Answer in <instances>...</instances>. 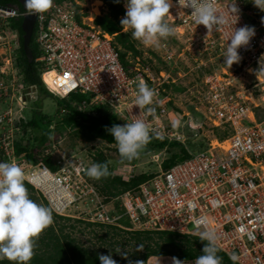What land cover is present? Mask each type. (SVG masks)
Returning <instances> with one entry per match:
<instances>
[{
    "label": "built area",
    "instance_id": "1",
    "mask_svg": "<svg viewBox=\"0 0 264 264\" xmlns=\"http://www.w3.org/2000/svg\"><path fill=\"white\" fill-rule=\"evenodd\" d=\"M171 3L166 21L175 31L173 37H186L185 48L200 53L205 59L203 64L215 59L213 63L219 62L218 68L203 74L195 109L208 124L228 128L223 138L209 139L204 149L192 152L169 169H162L159 163L152 177L105 202L85 174L83 169L90 162L82 156H59L53 160L56 168L52 170L40 158L32 161L22 153L16 154V124L8 106L0 109V162L19 163L25 171V181L59 216L76 219L79 216L71 212L83 203L87 211L80 219L84 224L91 222L93 227L116 225L128 230H170L196 236L205 228H213L219 237V249L229 256L235 253L236 262L264 264V71L260 68L264 65L263 17L251 13L255 35L247 46L238 49L240 61L228 68L222 56L230 43L228 38L234 28L248 25L245 15L250 10L243 2L236 0L239 14L235 22L236 17L226 7L229 0H215L227 23L209 33L203 25L194 23L190 8L180 6L178 0ZM106 10L104 0H53L48 11L35 14L33 32L39 54L34 60L40 66L42 81L58 97L85 95L89 100L77 101L79 109L88 102L108 106L119 117V124L124 125L144 117L143 111L132 107L138 80L143 79L158 93L154 98L156 115H149L146 121L152 126V134L176 137L175 130L166 128L164 122L167 103L172 99L165 85L175 79L165 69L151 72L148 66H140L139 60L126 66L120 58L115 33L95 22ZM25 15L26 10L0 7V49L5 48L0 52L3 102L17 98L18 71L12 52L18 46V32L9 19ZM175 53L166 47L164 61H174ZM49 73L53 75L52 84L44 79ZM183 113L189 116L188 111ZM188 122L195 123L191 119ZM45 152H50L49 148ZM112 201H119L118 209H112ZM123 215L129 227L118 222Z\"/></svg>",
    "mask_w": 264,
    "mask_h": 264
},
{
    "label": "trees",
    "instance_id": "2",
    "mask_svg": "<svg viewBox=\"0 0 264 264\" xmlns=\"http://www.w3.org/2000/svg\"><path fill=\"white\" fill-rule=\"evenodd\" d=\"M107 10L104 14L97 16L95 22L104 30L115 33V40L120 45V58L122 62L127 66L129 62L125 59V51L130 49L133 52V55H138V50L135 48L132 39L130 38L128 32L121 31L122 25L120 23L121 17L125 15L126 8L123 4V0L119 2H114V0H104ZM245 6V5H244ZM246 7V6H245ZM251 7V6H250ZM247 8V7H246ZM256 15H259V13ZM261 16L264 18V15L261 12ZM21 20L22 17L11 18L9 19V24L16 29L18 32V46L13 49L12 55L14 58V66L18 71L20 79L24 85H33L36 86L41 93L51 95L56 97L59 102H57V107L59 113L62 112L63 118H61V123L63 125H77V132L85 139L86 143L99 139L104 142L107 148H112L115 151V154L119 156V162L121 163H133L137 158L128 161L122 160L116 146V142L109 134L108 129H110L114 124H119V117L105 105H95L88 102L87 105L79 109L78 102L80 99L85 98L89 100L86 96L81 94L71 93L64 97H57L52 92H50L45 83L41 78V69L40 66L35 62L34 58L38 56L39 49L34 40V32L29 43V47L33 54V60L29 61L25 55V52L22 47V29H21ZM134 57V56H133ZM208 68L206 72L210 71ZM166 87L169 84L165 85ZM177 87V86H176ZM175 87V88H176ZM179 89V88H177ZM255 95H258V92H255ZM0 98V107L7 108L8 103L1 102ZM8 102V101H4ZM178 107H174V110ZM257 116L260 115L257 113ZM184 117H186L184 115ZM164 122L166 128L172 129L171 121L165 117ZM184 123V122H182ZM16 130H15V152L16 154H24L27 160H36L38 157L52 170L56 168V165L53 159L50 156V152L46 153L45 148L51 147L53 142V133L55 127H51V117H48L41 112H37L36 109H31V114L25 120L15 118ZM120 125V124H119ZM189 126V122L187 121ZM21 129V130H20ZM27 129L33 130L34 132L39 131V134L29 135L27 134ZM196 132L199 129H195ZM152 138L150 142L143 148L142 151H151V154L159 153L162 150L166 151V156L161 159V166L163 169H168L174 164L181 162L188 157L191 153L194 152L200 146L197 145V142H194L193 139H188V144L194 149L191 150L186 146V142H181L179 137L168 138L165 136H156L151 134ZM180 136V135H178ZM224 136V135H223ZM220 135V138H223ZM30 138V139H29ZM204 146H201L203 148ZM105 163L108 164L109 175L107 177L99 179L102 184L98 186L99 192L104 193V201L108 202L118 195L131 188H135L153 176L151 173L142 172L139 174H134L128 179H123L120 175L112 174L111 172V159L108 154L103 149H97L95 152L90 153V163ZM25 186L29 191H33V187L25 181ZM29 198L33 200L34 196ZM43 198V197H42ZM44 199V198H43ZM44 203L47 207L48 204L44 199ZM119 201L117 202V205ZM119 207V206H118ZM120 212H123V208L119 209ZM53 217H58L61 219H70L68 217L59 216L56 213H52ZM78 221V220H75ZM118 222L121 225L126 227L130 226V222L126 215H123ZM87 225H92L91 222L86 223ZM99 227H105L106 233L110 234V231H116L117 233H130V238H134L139 245H142V252L136 254L134 253V261H141L143 264H146V259L151 256H171L176 257L180 260H193L196 257L200 256L201 250L204 246L198 236L195 235H186L181 234L176 231L170 230H124L119 228L116 225H102L98 224ZM54 227V226H53ZM58 228L63 229V226ZM110 230V231H109ZM131 231V232H130ZM70 234H59L54 228H49L47 233L35 239L34 246V255L28 264H100L98 259L99 254L107 255L110 252H101L99 250H91L87 247L81 246L75 239L69 236ZM39 239V240H37ZM46 239V240H45ZM38 242H42L45 245V251L49 250L50 252L46 255L41 254L40 246L37 245ZM47 247H50L49 249ZM140 248V246H139ZM45 253V252H44ZM223 258V264H233V261L230 260L229 255L224 251L220 250L217 253ZM111 256L114 260L117 261V264H127L126 259L118 256L111 252ZM0 264H14V262L7 259H0ZM235 264H239L235 262Z\"/></svg>",
    "mask_w": 264,
    "mask_h": 264
},
{
    "label": "clouds",
    "instance_id": "3",
    "mask_svg": "<svg viewBox=\"0 0 264 264\" xmlns=\"http://www.w3.org/2000/svg\"><path fill=\"white\" fill-rule=\"evenodd\" d=\"M114 2L118 3L119 0ZM252 2L254 6L264 11V0H252ZM178 3L184 8H190L194 23L203 25L208 33L227 23V17L218 10L215 0H178ZM52 5L53 0H24L28 15L42 14ZM171 7V0H126L125 15L120 23L125 32L131 30L133 39L147 46L158 47L162 38L167 39L175 35L173 27L166 21ZM226 7L229 13L236 17V22L239 14L236 0H229ZM254 35L255 29L252 26L244 25L233 29L228 38L230 43L222 54L228 68L240 61L238 49L247 46ZM260 68L264 71V65ZM157 95L155 89L150 88L143 79H139L132 107L136 106L139 111H143L144 117L126 122L124 125L114 124L108 129L116 142L122 160L131 161L138 158L140 152L150 142L153 129L146 121L149 115H156L154 98ZM171 125L174 129L180 127V118L173 119ZM83 170L88 177L96 180L109 175L107 162H94ZM52 213V208L38 204L29 198L28 189L25 186V171L19 163L0 162V259H7L15 264H28L34 255L35 239L53 222ZM197 235L202 242L206 243L201 250L202 254L196 257L192 264H223V258L217 254L220 249L217 244L219 237L216 230L205 228ZM140 248L143 246L140 245ZM115 251L128 260V264H143L139 260L128 259V253L121 251L120 248ZM229 258L233 264L238 259L235 253L230 254ZM98 259L100 264H117L111 252L107 255L99 254ZM171 259L172 264H185V261L176 257Z\"/></svg>",
    "mask_w": 264,
    "mask_h": 264
},
{
    "label": "rangeland",
    "instance_id": "4",
    "mask_svg": "<svg viewBox=\"0 0 264 264\" xmlns=\"http://www.w3.org/2000/svg\"><path fill=\"white\" fill-rule=\"evenodd\" d=\"M90 1L92 0H83L84 3H89ZM241 1L247 7H245V9L250 10L248 16L245 15L247 24L249 26H253L251 13L255 12V14L259 13V15H261L262 12V14L264 15V11H261L259 8L254 6L252 0ZM123 4L125 6L126 0H123ZM120 17L122 19L124 16ZM128 34L132 39L135 48L139 52L138 55H133V52L130 49H127L125 51V59L127 60V62H129L130 66H132L137 60H139V65L148 66L151 72L157 73L160 69H165L169 72L170 77L175 79V82L171 83V85L168 86V89H166V92H169V95L172 97V99L167 103L168 113L166 117L171 118V121L176 118H180L181 120L180 127L175 129L173 128V130H175L177 134L174 136L179 137L181 142H186L185 145L194 151V149L188 144V139H193V141L197 142V145L200 146L195 150L197 151L203 149L207 145L209 139L218 138L220 135L223 136L224 134H226L228 128H222L218 125L214 126L208 124L207 120L204 118L201 112L195 109V105H197L196 103L198 102V91L201 90L202 87L203 74L206 72V70H208V68H218L219 62L213 63V61H217L215 59L208 61L206 64H203L205 62V59L202 55H199L200 53L198 54L196 50L191 53V51H188V49L185 48V45H188V42L185 41L186 37L184 36H180V39H175L173 36H169L167 39L162 38L159 42V46L157 47L147 46L140 41L133 39L131 36V30L128 31ZM168 46L173 48L176 53L175 60H169L167 61L168 63H166V61H164V57L166 47ZM3 49H5L4 46L0 49V52L4 51ZM178 53L180 54L179 56ZM136 57H138V59ZM211 63H213V65H211ZM49 76L50 75L47 74V77ZM16 78L17 81L15 84L17 88L15 90V93L17 95V98L14 99L13 102H1L8 103L7 106H11L14 118L25 120V118L30 116L31 109L33 108L36 109L37 112H41L42 114L51 117V127H55L57 125L52 136L53 142L55 143H53L49 149L50 156L53 160L59 156L66 157L71 155H80L90 162V153L95 152L97 149H103L111 159L110 168L112 174H119L122 171L123 174L120 175L122 178L126 179L134 174H139L142 172L153 174L158 170L161 159L166 156L165 150H162L159 153H155L159 154V158L154 157L155 154H151V151H141L135 162L121 163L118 161L119 156L115 154V151L110 147L107 148L106 145H104L103 141L96 139L94 141L86 143L81 134L77 132V125H63L61 123V118H63V115H60L62 114V112L59 113L58 111L59 109L57 107V102H59V100L56 97L47 95L45 93L40 94L36 86L24 85L22 80L20 79L19 74H17ZM238 81L242 83L241 80ZM174 107L181 108L182 111L178 109L174 110ZM0 109L4 108L0 107ZM185 111H188L189 116L184 117L183 112ZM189 119L195 122V125L190 124V126H188L187 121ZM197 123L201 124H199L200 127H196ZM197 128L199 129L198 132H196L195 130ZM28 133L31 136L33 134H39V131L34 132L33 130L31 131L30 129H27V134ZM201 146L204 147L201 148ZM91 164L92 163H90V165ZM127 165H129V167ZM122 167H124L123 170H121ZM91 180L92 182H94L97 190L98 186L102 187V184L99 180L92 178ZM99 194L104 195V193H101V191L99 192ZM29 195L34 196L33 201L46 206L41 194H37V192L31 190L29 191ZM81 204L77 205L75 211L71 212V214L79 216L77 217L78 219L70 218L63 220L58 217H53L52 224L45 228L40 233L39 237L44 236L47 233V230L52 227L54 228V230H57L59 234H70L69 236L75 239L79 244H81V246L87 247L91 250L112 252L115 255L118 254L115 249L120 248L121 251H126L128 253V259L134 261V253L136 252V254H138L142 252V249L139 248L140 245L134 238H130L131 234L122 232L118 233V231L115 234L116 231L114 232L112 230H109V234L105 232V227H93L92 225L84 224V221H81L80 217H83V213L87 211V208ZM112 204L113 210L119 208L117 202H110V206ZM61 225L63 226V229L58 228ZM37 245L40 246V251L43 252L41 254H44L46 257V255L50 251H45V245L42 242H38ZM47 248L49 249L50 247ZM118 256L122 257L120 254H118ZM171 258L172 257L168 255H151L146 259V264H172ZM194 260L195 259L183 261H185V264H192ZM126 263L128 264V260H126Z\"/></svg>",
    "mask_w": 264,
    "mask_h": 264
},
{
    "label": "water",
    "instance_id": "5",
    "mask_svg": "<svg viewBox=\"0 0 264 264\" xmlns=\"http://www.w3.org/2000/svg\"><path fill=\"white\" fill-rule=\"evenodd\" d=\"M21 1L24 2V0ZM34 23H35V14H31V15L26 14L25 16H22V20H21V29L23 32L22 47L29 61L33 60V54L29 47V43L32 37Z\"/></svg>",
    "mask_w": 264,
    "mask_h": 264
},
{
    "label": "flooded vegetation",
    "instance_id": "6",
    "mask_svg": "<svg viewBox=\"0 0 264 264\" xmlns=\"http://www.w3.org/2000/svg\"><path fill=\"white\" fill-rule=\"evenodd\" d=\"M0 7L13 8L19 12L25 10L24 2L21 0H0Z\"/></svg>",
    "mask_w": 264,
    "mask_h": 264
},
{
    "label": "bare ground",
    "instance_id": "7",
    "mask_svg": "<svg viewBox=\"0 0 264 264\" xmlns=\"http://www.w3.org/2000/svg\"><path fill=\"white\" fill-rule=\"evenodd\" d=\"M49 75H50L51 77L53 76L52 73H49ZM44 79H45L46 81H48V83L52 84V83L50 82L49 78L47 77V75H44ZM52 81H53V77H52ZM46 88H47V87H46Z\"/></svg>",
    "mask_w": 264,
    "mask_h": 264
},
{
    "label": "crops",
    "instance_id": "8",
    "mask_svg": "<svg viewBox=\"0 0 264 264\" xmlns=\"http://www.w3.org/2000/svg\"><path fill=\"white\" fill-rule=\"evenodd\" d=\"M254 13H255V12H254ZM52 77H53V76H52ZM52 77H51V76L48 77L51 83H52ZM169 86H170V85H169ZM167 88H168V87H167ZM168 119L171 120V118H169V117H168ZM189 126H190V124H189ZM191 128H192V127H191ZM205 147H206V146H205ZM205 147H204V148H205ZM204 148H203V149H204ZM201 150H202V149H201ZM160 166H161V163H160ZM161 168H162V167H161ZM116 175H119V174H116Z\"/></svg>",
    "mask_w": 264,
    "mask_h": 264
}]
</instances>
